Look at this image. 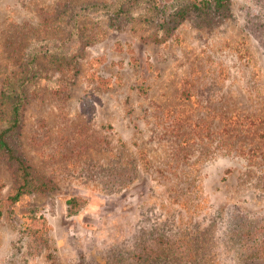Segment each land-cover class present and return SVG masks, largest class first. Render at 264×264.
Returning <instances> with one entry per match:
<instances>
[{"label": "rangeland", "instance_id": "1", "mask_svg": "<svg viewBox=\"0 0 264 264\" xmlns=\"http://www.w3.org/2000/svg\"><path fill=\"white\" fill-rule=\"evenodd\" d=\"M89 1L0 0V90ZM256 1L168 30L146 3L85 15L71 53L38 55L8 138L36 187L11 202L0 154V264H142L161 236L173 258L143 264H264L235 235L264 217V38L247 26L264 11ZM72 196L85 203L68 214ZM27 227L45 232L38 251ZM187 241L192 259L177 261Z\"/></svg>", "mask_w": 264, "mask_h": 264}, {"label": "trees", "instance_id": "2", "mask_svg": "<svg viewBox=\"0 0 264 264\" xmlns=\"http://www.w3.org/2000/svg\"><path fill=\"white\" fill-rule=\"evenodd\" d=\"M229 0H93L83 2L76 6L69 17L72 22L67 35L63 39L45 40L31 46L24 55V62L20 72L8 78L2 84L0 90V110L3 113L0 122V154L8 163L14 176L13 192L9 200L13 203L20 200L22 195L32 191L36 187V179L32 168L27 160L21 156L8 138L20 127L22 122V108L26 100L27 86L33 82L35 75V63L38 55H45L53 58H64L79 43V26L76 20L79 17L92 14H109L112 17H120L130 10L143 3L148 5L151 18L154 23L166 30L172 24L180 22L184 18L195 15H212L222 13L226 10ZM264 6L263 1H256ZM247 26L259 30L261 28L264 38V11L258 13L249 12ZM173 22V23H172ZM85 201L78 196H72L66 200L68 214L78 212ZM28 229L24 232L27 240V247L32 251H38L45 243L47 237L44 231ZM238 238L237 250L241 251L247 258L264 257V217L260 218L251 227L243 231H236ZM156 250H150L143 262L152 258L156 252L159 258H173L172 244L163 236L156 239ZM185 250L179 253L177 261H189L192 259L188 241L181 243ZM142 253L139 254L140 258ZM175 257V256H174ZM137 264H141L137 262Z\"/></svg>", "mask_w": 264, "mask_h": 264}]
</instances>
